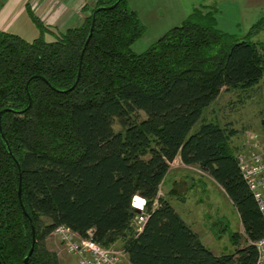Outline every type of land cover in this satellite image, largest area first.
Listing matches in <instances>:
<instances>
[{
  "label": "trees",
  "instance_id": "16d2710c",
  "mask_svg": "<svg viewBox=\"0 0 264 264\" xmlns=\"http://www.w3.org/2000/svg\"><path fill=\"white\" fill-rule=\"evenodd\" d=\"M116 2L96 13L75 85L94 12ZM27 7L36 39L0 31L1 264H25L33 227L28 264H62L47 245L59 225L103 246L121 242L130 264H256L264 220L232 143L238 129L204 113L223 91L264 80V42L251 39L264 18L240 37L201 5L137 52L147 27L130 0H96L81 25L51 41ZM177 156L233 202L246 233L232 235L235 251L214 253L159 194ZM136 196L146 200L141 231Z\"/></svg>",
  "mask_w": 264,
  "mask_h": 264
},
{
  "label": "crops",
  "instance_id": "0c3cea01",
  "mask_svg": "<svg viewBox=\"0 0 264 264\" xmlns=\"http://www.w3.org/2000/svg\"><path fill=\"white\" fill-rule=\"evenodd\" d=\"M149 1L153 3L152 14L155 20L153 26L149 24L151 28H147L144 36L134 45V49L136 51L139 50L137 52L144 51L148 48L147 46L153 43L155 38L157 40L169 28L180 24L195 7L201 5L215 10L220 29L240 37H247L252 26L264 18V0H161L158 3L153 0ZM95 2L96 0H0V31L18 34L29 41L36 39L40 35V31L29 15L27 6L30 5L32 10L49 27L50 33L46 34V38L51 41L50 39H54V35L58 32L81 25L86 14L84 8H92ZM138 2L140 0H130V5L141 14L138 9ZM251 39L255 42H264V26ZM137 47L139 49H136ZM261 86L262 84L255 89L258 90ZM262 116L260 120L261 127H263ZM213 181L233 205L224 189L214 179ZM233 207L237 216V232L245 237L244 224L236 207L234 205ZM185 220L214 253L220 254L222 252L235 251L236 246L233 247L232 251H228L226 247L221 246L217 242V238L222 237L225 234V230H227V225L223 222V219H218L215 222L216 225H219V233L213 236L209 235L210 233L208 234L203 227L195 225L193 220ZM210 238L215 241L212 247L208 245ZM48 239L49 237L47 241ZM57 240L59 241V239ZM242 244H245V242L243 241ZM48 246L50 249L57 251L62 264H71V261L77 263L76 258L65 250L64 245L60 241L57 243V248Z\"/></svg>",
  "mask_w": 264,
  "mask_h": 264
},
{
  "label": "rangeland",
  "instance_id": "374dc122",
  "mask_svg": "<svg viewBox=\"0 0 264 264\" xmlns=\"http://www.w3.org/2000/svg\"><path fill=\"white\" fill-rule=\"evenodd\" d=\"M153 1L158 3L161 0ZM152 4L149 0L138 2V9L141 13L139 15L148 29L153 26L155 20L152 14ZM155 40L156 38L153 42ZM260 84L262 86L258 90L223 91L220 97L204 113L205 118L208 120L221 121L222 123L228 121L238 129L237 135L232 139L238 153L248 154L255 140L264 143V130L260 124L264 112V80ZM200 124L201 122H198L194 130ZM115 128L119 129V125L116 124ZM159 194L169 198L171 204L183 218L188 221H190L189 219L193 220L195 225L203 227L211 236L219 233V225L217 224V226L215 222L218 219H223V222L227 225V230L219 239L216 237L217 242L226 247L228 251L233 250L235 245L232 235L238 229L236 211L208 173L202 171L197 165L185 164L178 156L171 163L170 171L161 186ZM57 241L54 236L50 235L47 244L57 248L59 242ZM213 242H215L214 239L210 238L208 245L212 247ZM113 245L122 247L121 242ZM71 264L77 263L71 261Z\"/></svg>",
  "mask_w": 264,
  "mask_h": 264
},
{
  "label": "built area",
  "instance_id": "2783aa9c",
  "mask_svg": "<svg viewBox=\"0 0 264 264\" xmlns=\"http://www.w3.org/2000/svg\"><path fill=\"white\" fill-rule=\"evenodd\" d=\"M238 158L243 176L254 194L264 220V143L255 140L251 151L248 154L239 152ZM143 200L141 206L133 201V205L141 211L133 219L137 231L142 230L147 219L146 200ZM51 235L59 239L65 250L76 258L77 264H130L122 247L103 246L92 238L81 237L69 226L59 225ZM255 245L258 253L256 264H264V234Z\"/></svg>",
  "mask_w": 264,
  "mask_h": 264
},
{
  "label": "water",
  "instance_id": "95a60500",
  "mask_svg": "<svg viewBox=\"0 0 264 264\" xmlns=\"http://www.w3.org/2000/svg\"><path fill=\"white\" fill-rule=\"evenodd\" d=\"M119 1V0H118ZM117 3L118 2H116L115 4H113V5H111V6H109V7H99L95 12H94V17H93V22H92V26H91V30H90V34H89V37L87 38V41H86V44H85V46H84V48H83V50H82V56H81V61H80V66H79V72H78V77H77V80H76V83H75V85L78 83V81H79V79H80V76H81V71H82V62H83V56H84V53H85V51H86V47H87V45H88V43H89V41H90V38H91V36H92V34H93V30H94V27H95V20H96V13H97V11H99V10H101L102 8H113V7H115L116 5H117ZM30 104H31V102H30ZM0 123H1V113H0ZM16 162H17V164L19 165V162L16 160ZM18 192H19V197H20V200H21V196H22V177L20 176V184H19V190H18ZM138 197H141V196H138ZM142 198V197H141ZM136 201H137V198H135L134 199V202L136 203ZM21 202H22V200H21ZM138 204V203H137ZM24 208V207H23ZM138 209V208H137ZM24 211H25V209H24ZM25 214H26V216H27V218L29 219V221H31L32 219H31V217H30V215L25 211ZM33 243H32V247H31V249H30V252H29V255L25 258V264H28V261H29V258H30V255L33 253V251H34V246H35V242H36V238H35V230H34V227H33ZM0 264H1V262H0Z\"/></svg>",
  "mask_w": 264,
  "mask_h": 264
},
{
  "label": "bare ground",
  "instance_id": "6f19581e",
  "mask_svg": "<svg viewBox=\"0 0 264 264\" xmlns=\"http://www.w3.org/2000/svg\"><path fill=\"white\" fill-rule=\"evenodd\" d=\"M143 201H144L143 198L137 197L136 203H138L141 206V205H143Z\"/></svg>",
  "mask_w": 264,
  "mask_h": 264
}]
</instances>
